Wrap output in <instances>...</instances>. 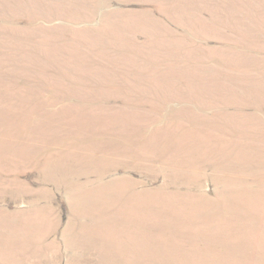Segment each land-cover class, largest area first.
<instances>
[{
    "label": "rangeland",
    "instance_id": "rangeland-1",
    "mask_svg": "<svg viewBox=\"0 0 264 264\" xmlns=\"http://www.w3.org/2000/svg\"><path fill=\"white\" fill-rule=\"evenodd\" d=\"M0 264H264V0H0Z\"/></svg>",
    "mask_w": 264,
    "mask_h": 264
}]
</instances>
